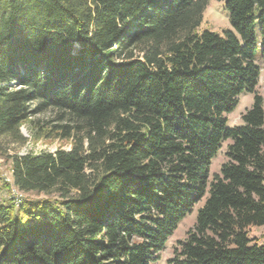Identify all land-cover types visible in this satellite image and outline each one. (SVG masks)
I'll use <instances>...</instances> for the list:
<instances>
[{
  "label": "trees",
  "instance_id": "16d2710c",
  "mask_svg": "<svg viewBox=\"0 0 264 264\" xmlns=\"http://www.w3.org/2000/svg\"><path fill=\"white\" fill-rule=\"evenodd\" d=\"M224 1L221 34L209 0H0V156L44 196L0 203V264H264V0ZM48 110L70 149L9 153Z\"/></svg>",
  "mask_w": 264,
  "mask_h": 264
},
{
  "label": "rangeland",
  "instance_id": "374dc122",
  "mask_svg": "<svg viewBox=\"0 0 264 264\" xmlns=\"http://www.w3.org/2000/svg\"><path fill=\"white\" fill-rule=\"evenodd\" d=\"M224 0H209L208 6L206 7L203 13V21L198 31L208 29L211 31H217L221 34H224V31L231 28L230 17L225 8ZM258 31V29H257ZM259 37V31H258ZM256 62L262 67V77L260 82V92H263V83H264V54L261 50H257L255 55ZM253 94L249 92H244L239 96V105L235 108L232 113L226 115L229 120L228 126L233 127V125L242 124L241 116L244 114L247 109L252 107L253 103ZM53 111L48 110L44 113L37 114L32 116L31 119L24 122L21 127L22 134L27 138L28 142L24 145L16 144L11 147L9 153H18V154H27V153H40L45 151L54 152L59 148L69 150L71 147V141L66 139H57L53 137H48L47 134L44 136H38L37 123L48 122L47 124H53L56 121L54 120ZM226 144L224 143L219 151L217 157L213 160V165L211 173H219L220 167L223 162L226 160ZM11 162L7 160L4 156H0V203L8 202L12 199L15 193L13 192V185L7 179L12 178V170L10 167ZM24 197L34 198V197H44L43 195L37 196L36 194H23ZM199 205L196 206V209L192 211L190 215L184 218L176 232L169 239L165 250L163 251L164 261L174 255V248L178 245L179 240L184 239L188 230H190L195 224V219L197 216V211ZM251 236L256 238L257 241L264 243V226L263 227H252L250 231Z\"/></svg>",
  "mask_w": 264,
  "mask_h": 264
},
{
  "label": "built area",
  "instance_id": "2783aa9c",
  "mask_svg": "<svg viewBox=\"0 0 264 264\" xmlns=\"http://www.w3.org/2000/svg\"><path fill=\"white\" fill-rule=\"evenodd\" d=\"M7 180L12 182V178L11 179L9 178ZM13 192L15 193V195H13L12 199L15 200L17 204L20 203L22 198H24L23 193L14 187H13Z\"/></svg>",
  "mask_w": 264,
  "mask_h": 264
}]
</instances>
